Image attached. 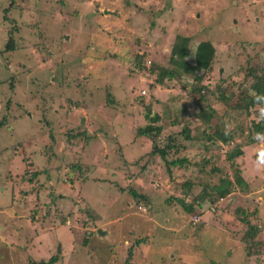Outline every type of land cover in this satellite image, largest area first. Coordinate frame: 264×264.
Masks as SVG:
<instances>
[{
	"label": "rangeland",
	"instance_id": "1",
	"mask_svg": "<svg viewBox=\"0 0 264 264\" xmlns=\"http://www.w3.org/2000/svg\"><path fill=\"white\" fill-rule=\"evenodd\" d=\"M176 36L214 48L200 83L156 84ZM263 74L264 0H0V264H264V134L245 143L264 103L240 101ZM196 86L230 103L203 110ZM148 124L184 167L149 158Z\"/></svg>",
	"mask_w": 264,
	"mask_h": 264
},
{
	"label": "trees",
	"instance_id": "2",
	"mask_svg": "<svg viewBox=\"0 0 264 264\" xmlns=\"http://www.w3.org/2000/svg\"><path fill=\"white\" fill-rule=\"evenodd\" d=\"M11 5L13 6L12 3ZM19 16L21 17V14H19ZM6 20L9 22L11 21L13 22L11 18L6 17ZM9 35H12L11 31ZM190 41H191V38H185L181 36L175 37V40H174V43H173V46L170 52V57H169L170 64L173 66L174 70H164L165 72L159 71L156 75L157 85L158 84L165 85L164 84L165 81L172 82L175 80L177 76H180L181 78L183 77V75L196 78L198 80V83H200L202 81L204 73L211 70L215 52L210 42H207V41L200 42L196 46V48H192L190 45ZM14 43L15 41L10 36L5 44V51L8 53L13 52L15 49ZM160 72H162V74H160ZM149 73L151 75L156 74L155 71L153 70H150ZM256 79L257 81L253 82V84L251 85V90L255 92V96L253 97L247 96L248 97L247 100H245V97L240 98V101L243 103V107L246 110L248 109V107L253 106L254 103H260V104L264 103V74ZM167 87L171 88V86L169 85H167ZM215 90L216 92H214ZM191 96L194 98L193 104L200 105L201 109L203 110L208 109L209 107H213L215 103H219V104L221 103L229 104L230 103V100L228 99L229 93H227L226 90H224L221 86L218 88L216 87L213 91L209 89L208 87L196 86V88L191 92ZM107 102H109V104L111 103L113 104L112 100L108 99ZM237 107L240 108L241 106L237 104ZM148 109H149V106H146L147 112L145 113L144 116H145V119L150 120L151 119L150 116L152 113ZM185 110H186V105L184 104L181 106V112L184 113ZM228 110L231 111V110H234V108L229 107ZM226 118L227 119L225 120L227 121L231 120L229 119V112L227 113ZM177 123L178 122L173 123V124L176 125ZM252 129H253L252 135L254 136H250L247 142H245L247 146L253 145L255 141L256 142L258 141L257 138L262 136L261 134H264V120L261 118L258 124L257 123L253 124ZM185 131L186 129L184 128L182 130V135H184ZM162 132H163L162 126H155V124H148L147 126L143 128L142 127L137 128V130L134 133V139H149L152 143V150L148 154L149 158L158 157L166 165L167 172L171 174L170 168H177V167L182 168L184 167V164L188 163V161L186 159L177 158V154L179 152L177 150V147L175 146L176 137L173 134H171V136L165 138L164 142H162L160 140ZM220 132L224 133L223 131H220ZM242 132L243 130L241 128L239 131H234L231 134L224 133L226 136L220 141L228 145L232 143L234 139L235 140L238 139V136L242 134ZM73 137H76V135ZM206 138H207V141L209 142L215 141L214 136L213 137L208 136ZM197 140H200L199 136L196 138H189L188 136L186 137V142H193ZM243 148L244 146L242 147L240 146V144H236L234 148L230 152L227 153L226 155L228 158L227 160L231 162L236 157L242 156ZM205 151H208V149ZM207 161H210V160H207ZM203 164H206V163H203ZM75 167H79V166L76 165ZM143 168L145 169V166ZM212 171H216V170H212ZM242 181H243L242 179L237 178L236 182L238 183V185L246 184L244 183V181L243 182ZM190 185H191L190 182L187 181L184 187V190H183V195H186V193L189 191L188 187ZM221 185L224 187V190H226V193L230 192V187L232 186L231 182L221 180ZM130 195L138 203L141 202L144 204L145 202L148 201L146 197L138 194L134 190H130ZM223 195L225 194H222V196ZM190 204L191 203H189L188 205H184V207L187 213L192 214L195 212V208L190 206ZM198 221L194 222V224L198 223ZM241 222L246 223L248 225L249 227L248 231L251 232L252 236L258 233L259 230L257 229V227H253L246 218L245 219L242 218ZM143 241L144 240L137 241V244L139 245L140 243H143ZM130 250H132V248H130ZM131 253L132 251L129 252V257H128L126 264H130L129 258L131 257ZM55 261H56L55 258H51L49 261L40 262L39 264H52ZM30 264H36V263L32 262Z\"/></svg>",
	"mask_w": 264,
	"mask_h": 264
},
{
	"label": "water",
	"instance_id": "3",
	"mask_svg": "<svg viewBox=\"0 0 264 264\" xmlns=\"http://www.w3.org/2000/svg\"><path fill=\"white\" fill-rule=\"evenodd\" d=\"M106 13H108V12H106ZM98 233H101V231H100V230H98Z\"/></svg>",
	"mask_w": 264,
	"mask_h": 264
},
{
	"label": "built area",
	"instance_id": "4",
	"mask_svg": "<svg viewBox=\"0 0 264 264\" xmlns=\"http://www.w3.org/2000/svg\"><path fill=\"white\" fill-rule=\"evenodd\" d=\"M194 222H196V221L194 220Z\"/></svg>",
	"mask_w": 264,
	"mask_h": 264
}]
</instances>
